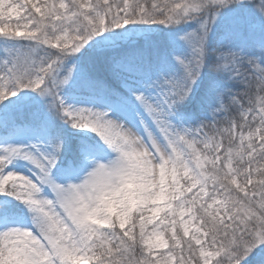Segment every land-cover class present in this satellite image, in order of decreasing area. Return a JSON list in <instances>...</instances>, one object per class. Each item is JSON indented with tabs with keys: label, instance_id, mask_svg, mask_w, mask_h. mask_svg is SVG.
<instances>
[{
	"label": "rangeland",
	"instance_id": "obj_1",
	"mask_svg": "<svg viewBox=\"0 0 264 264\" xmlns=\"http://www.w3.org/2000/svg\"><path fill=\"white\" fill-rule=\"evenodd\" d=\"M15 1L0 0V264H245L212 229L236 224L244 182H217L235 170L208 129L222 140L237 115L221 99L175 110L194 100L210 50L244 77L264 75L262 59L233 40L207 48L216 19L188 20L202 0H63L40 17ZM162 34L160 61L115 57L99 92L75 59ZM239 95L226 101L245 117ZM242 177L250 185L249 166ZM14 202L22 211L4 215Z\"/></svg>",
	"mask_w": 264,
	"mask_h": 264
},
{
	"label": "trees",
	"instance_id": "obj_2",
	"mask_svg": "<svg viewBox=\"0 0 264 264\" xmlns=\"http://www.w3.org/2000/svg\"><path fill=\"white\" fill-rule=\"evenodd\" d=\"M64 1L75 9L77 8L76 0ZM146 1L150 3V0ZM21 2L27 5L25 9L29 7L30 13L36 14L35 17H40L39 12L43 10L62 9L63 4V0L15 1L18 6ZM197 17H200L199 19L208 18L211 21L216 19L214 32L207 48L221 47L233 40L234 45L251 51L264 62V0H202L201 5L188 20L198 19ZM165 37V34L161 37L153 35L145 42L140 39L129 43H116L112 47L109 45L103 50H87L76 55L75 59L79 61V66L87 71L89 86L99 92V89H104L107 82L113 78L111 60L115 57L135 55V58L145 62L160 61L169 45ZM212 52L211 50L208 52L209 60L204 65L202 79L194 100L190 101V104L185 103L175 112L183 117L193 116L205 108L214 110L215 101L221 99L225 108L224 113L230 117L233 116L232 120L237 115L233 128L235 134L230 135L229 133L222 140H218L214 130L211 127L208 129L214 148L220 150L222 155L221 167L225 168L226 162L229 161L231 169L235 170V173L230 176L224 173L217 174L215 176L217 182L222 188L232 190H235L232 186L234 180L244 182V189L238 191L239 212L236 224L229 229L227 226L216 223V227L212 229L228 253L235 255L238 252L237 257L240 260L246 257L245 264H264V134L258 142L254 137L256 123L253 119L255 115L264 118V106L259 109L253 105L256 104L259 96L264 95V84H262L264 75L260 77L258 75L241 76L237 74L234 66L225 56L219 55V60H215L214 56L211 57L215 54ZM237 92L240 93L238 97L245 101V111L249 112L245 117L238 116L236 107L227 104L226 101L231 93L236 94ZM26 112L29 113L28 109ZM27 113L22 114L27 115ZM232 120L231 123H233ZM247 166L250 167L252 174V180L248 186L247 179L242 177ZM20 211L22 207L14 202L8 205L3 213L11 216ZM205 219L209 224L210 220ZM247 245L251 248L247 249ZM248 250L250 254H247ZM190 251L193 258L199 262L197 251L194 252V248ZM137 260L139 261L138 258ZM182 264H187V262L182 259Z\"/></svg>",
	"mask_w": 264,
	"mask_h": 264
}]
</instances>
